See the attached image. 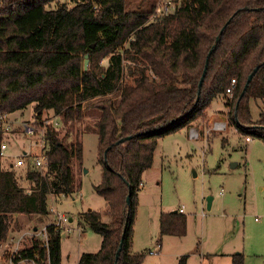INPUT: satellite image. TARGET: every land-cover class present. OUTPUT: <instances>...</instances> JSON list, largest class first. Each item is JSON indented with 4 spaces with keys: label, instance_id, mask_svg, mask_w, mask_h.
I'll list each match as a JSON object with an SVG mask.
<instances>
[{
    "label": "trees",
    "instance_id": "16d2710c",
    "mask_svg": "<svg viewBox=\"0 0 264 264\" xmlns=\"http://www.w3.org/2000/svg\"><path fill=\"white\" fill-rule=\"evenodd\" d=\"M51 1L0 0V113L34 101L39 112L50 110L64 122L94 114L93 123L85 124L97 134L102 166L93 189L111 218L102 221L93 209L79 214V222L101 235V244L81 253L77 264H140L146 252L132 251L133 222L142 173L152 165L158 137L188 127L234 78L226 103L229 124L264 142V110L255 119L249 105L264 97V0H179L172 12L156 15L155 2L137 9H127L125 0L46 7ZM45 137L44 166L25 172L29 190L0 157V243L10 215L45 216L48 194L66 195L77 187L72 164L82 163V142L60 138L51 125ZM158 222L157 245L163 235L185 234L183 212H162ZM46 235L9 254V264H60L61 231L49 223ZM231 260L244 264L242 253ZM178 264H185L184 255Z\"/></svg>",
    "mask_w": 264,
    "mask_h": 264
},
{
    "label": "rangeland",
    "instance_id": "374dc122",
    "mask_svg": "<svg viewBox=\"0 0 264 264\" xmlns=\"http://www.w3.org/2000/svg\"><path fill=\"white\" fill-rule=\"evenodd\" d=\"M77 1L53 0L46 7L61 3L70 7ZM161 1L125 0V7L149 8ZM153 18L151 14L150 20ZM105 62L102 58L101 63ZM230 98L226 92L217 95L190 123L197 136L190 134L189 127H183L158 137L152 165L142 173L133 222L132 251L146 252L140 264H178L183 255L185 264H232L233 253H242L244 264H264V142L252 135L246 139V134L229 124L226 103ZM249 105L256 119L264 110V97L250 99ZM10 113L15 123L4 135L8 148L2 161L5 167L14 164L25 189L29 190L31 183L25 179L26 169L17 167L15 161L20 157L31 161L39 149H47L48 143L39 131L41 127L29 134L23 131L22 121L51 117L50 124L57 128L60 138L80 139L83 154L81 164H72L77 187L66 195L48 194L47 215L14 213L8 217L9 229L0 243V264H8L9 253L17 245L28 243L30 236L42 237L37 233L55 220L56 213L73 219L61 227L70 230H61L60 264H77L81 253L95 252L101 244V235L86 221L79 222V214L90 208L101 213L102 221L111 218L104 198L93 189L100 180L102 166L97 134L87 130L85 124L93 123L94 114L86 112L82 120L64 122L61 116L54 118L50 110L39 113L34 101ZM219 122L225 126L217 128ZM181 205L186 215L185 234L163 235L160 250L149 253L157 248L160 213L178 210Z\"/></svg>",
    "mask_w": 264,
    "mask_h": 264
},
{
    "label": "built area",
    "instance_id": "2783aa9c",
    "mask_svg": "<svg viewBox=\"0 0 264 264\" xmlns=\"http://www.w3.org/2000/svg\"><path fill=\"white\" fill-rule=\"evenodd\" d=\"M161 2H160V4L158 6L155 7L154 15L161 14V13L172 12L175 9V7L178 5L179 0H163ZM234 83H235V79L232 78L229 86L226 88V93H229V94L232 93V90H233V87H234ZM57 116H59V115L54 114L53 117L56 118ZM50 118L44 117L42 119L25 120V121H22L20 124H21V127H22L23 131H25L26 133H29V134H34L37 131V128L41 127L39 129V131L45 136V131H46L47 126L48 125L53 126L52 124H50L51 123L50 122L51 121ZM13 122L15 123V120L10 118V113H8V112L0 113V131H2L4 133V135L7 132H10V130L12 128V125H13L12 124ZM55 124H57V121H56ZM224 126H225V124L223 122H219V123L216 124L217 128H223ZM191 135L192 136H197V133L191 131ZM246 139H249V137H246ZM3 140L0 143V157H1V160H3V157L7 154L6 150L8 148L7 143L5 141H3ZM45 151H46V149L45 150H42V149L40 150L39 149V152L37 154L33 155V158H32L31 161H27L26 159H24L22 157L17 158L16 161H15V165L17 167H19V166L24 167L25 169H42V167L44 166L45 161H46V153H45ZM9 165H10V167L14 166V164L12 162ZM178 211H180V212L183 211V205H181L178 208ZM70 220H71L70 217L64 215L63 213H56L55 220L52 221V222H49V223H52L55 226H58V228L61 231L62 230L61 227L63 225L67 226V224H69ZM49 223H47V224H49ZM46 225L41 229V232L37 233V234H40L42 236V237H39L42 240H46V237H47V235H46ZM69 230L70 229L65 227V228H63L62 231H65V232L68 231L69 232ZM31 237H38V236L35 235V236H30V238ZM20 247L21 246L17 245L15 247V249H13L9 254L17 251ZM149 253H154V250H152V251L150 250ZM9 263H10V260H9L8 264Z\"/></svg>",
    "mask_w": 264,
    "mask_h": 264
},
{
    "label": "water",
    "instance_id": "95a60500",
    "mask_svg": "<svg viewBox=\"0 0 264 264\" xmlns=\"http://www.w3.org/2000/svg\"><path fill=\"white\" fill-rule=\"evenodd\" d=\"M218 39H219V37H217V40H218ZM215 46H216V45L214 44V45L210 48V50H209V52H208V54H207V58H206V61H205V66H204V69H203V74H202V76L200 77V80H199V84H198V86L201 85V82H202V80H203V77H204V74H205V71H206V66H207L208 57H209L210 53L212 52V50L215 48ZM87 60H88L87 55H85V58H84V64H83V68H84V69L87 68ZM257 68H258V65L255 66L254 69H253V71L247 76V79H246V81H245V83H244V85H243V89H242V91H241L240 96H241V95L244 93V91L246 90V88H247V86H248V84H249V82H250V80H251V78H252L254 72L257 70ZM120 141H122V139H120ZM128 200H129V198L127 197V198H126V201L128 202ZM210 202H211V197L208 196V197H207V208H209V206H210ZM89 209H90V208H89ZM89 209H88V210H89ZM173 211H176V210H173ZM120 246H121V242L119 243V247H118V249H117V251H116V258L118 257L119 250H120Z\"/></svg>",
    "mask_w": 264,
    "mask_h": 264
},
{
    "label": "crops",
    "instance_id": "0c3cea01",
    "mask_svg": "<svg viewBox=\"0 0 264 264\" xmlns=\"http://www.w3.org/2000/svg\"><path fill=\"white\" fill-rule=\"evenodd\" d=\"M10 114H11V113H10ZM188 127H189V129H190V134H191V131H192L193 126H188ZM246 137H249V136H246ZM248 140H250V138H249ZM10 163H11V162H10ZM70 219L73 220L72 217H70ZM156 247H157V248L154 250V252H158V251L160 250V248H161V245H160V244H158V245L156 244Z\"/></svg>",
    "mask_w": 264,
    "mask_h": 264
}]
</instances>
